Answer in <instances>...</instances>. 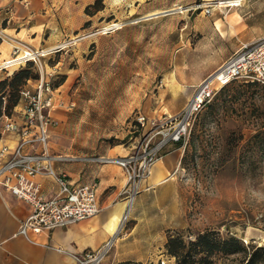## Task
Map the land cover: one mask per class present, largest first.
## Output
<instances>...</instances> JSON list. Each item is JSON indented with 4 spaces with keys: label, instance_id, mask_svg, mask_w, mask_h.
<instances>
[{
    "label": "rangeland",
    "instance_id": "374dc122",
    "mask_svg": "<svg viewBox=\"0 0 264 264\" xmlns=\"http://www.w3.org/2000/svg\"><path fill=\"white\" fill-rule=\"evenodd\" d=\"M15 1V23L26 43L20 53L28 48L38 56L8 77L28 68L34 72L32 84L42 77L49 81L56 103H73L56 104L53 112L59 118L54 155L91 159L111 147L137 148L145 139L153 145L164 139L147 138L152 125L145 128L136 118L159 120L182 110L151 112L159 108L155 96L170 69L178 30L200 12L184 9L207 0H41L37 5L11 0L6 11ZM177 7L158 19L160 11ZM171 151L178 152L174 170L161 183L143 182L137 217L130 219L131 200L120 230L141 222L150 225L144 235L161 231L165 261L156 264H177L167 250L170 237L189 246L212 231L219 239L236 236L246 245H264V83L236 79L220 88L186 138L169 140L157 163ZM242 260V254L215 253L197 264Z\"/></svg>",
    "mask_w": 264,
    "mask_h": 264
},
{
    "label": "crops",
    "instance_id": "0c3cea01",
    "mask_svg": "<svg viewBox=\"0 0 264 264\" xmlns=\"http://www.w3.org/2000/svg\"><path fill=\"white\" fill-rule=\"evenodd\" d=\"M8 1L11 0H0V82L8 77L7 70L1 64L12 57L15 47L26 46L24 34L15 23L17 14L13 5L17 2L12 3L9 11H6L4 6ZM39 3L41 0H28L29 5ZM168 11H163L168 14L160 11L158 19L167 18L170 14ZM3 18L7 19L5 26H2ZM262 38L264 0H246L226 16L218 10L212 14L203 11L192 13L178 30V42L170 69L164 72L155 96L156 107L159 108L151 112L161 116L164 112L173 113L182 109L193 95L195 86L226 62L243 43ZM20 116L17 106L13 117L19 121ZM0 122L4 125L5 119L0 118ZM56 135L52 128L49 137L52 154L57 149ZM18 140L19 136L15 133L4 129L0 132V147L4 144L13 147ZM132 148L133 145L122 148L115 146L100 155L125 156ZM177 153L171 151L161 162H156L144 183L165 181L175 168ZM86 157L89 156L66 157L56 160L53 166L57 173L68 175L74 184L96 182L99 212L51 231L32 233L29 239L18 232L22 220L31 211V205L0 184V264H77L75 257L78 254L99 248L113 236H116L114 246L102 264H156L164 256L165 248H160L165 245V236L161 231L144 235V228L150 225L141 222H133L125 231L120 230L121 216L130 204L127 196L122 194L127 184L126 170L116 163ZM36 180L41 183V191L46 198L57 194L59 187L51 175L40 174ZM141 196L138 194L134 197L135 204L129 210L132 209L129 215L133 221L138 214Z\"/></svg>",
    "mask_w": 264,
    "mask_h": 264
},
{
    "label": "built area",
    "instance_id": "2783aa9c",
    "mask_svg": "<svg viewBox=\"0 0 264 264\" xmlns=\"http://www.w3.org/2000/svg\"><path fill=\"white\" fill-rule=\"evenodd\" d=\"M246 0H207L198 1L184 10H200L212 14L218 10L224 16L231 10L241 7ZM182 8V7H180ZM170 12V11H168ZM2 34L0 30V35ZM38 52L32 49L23 50L15 47L12 57L5 60L1 67L11 75L15 69L29 61H36ZM264 83V38L243 43L230 58L202 83L194 88V93L177 114H164L162 118L137 116L136 120L143 127L149 128L152 139L155 135L164 136L157 144L148 139L142 141L125 156L94 157V161L111 162L126 170L127 184L122 191L129 201L141 191V185L150 175L152 166L159 160V153L169 140L179 142L191 132L197 115L211 103L220 88L233 80ZM54 88L48 80L31 83V80L20 90L18 105L20 120L13 115L3 114L4 130L19 136L13 147H0V184L18 198L31 205L28 216L22 220L19 234L30 238L32 233L51 231L58 227L92 217L99 212L96 182L74 184L65 173H57L54 162L66 157L54 155L49 149L50 130L58 125L54 111L59 105L69 108L73 103H56ZM1 117V118H2ZM147 136V135H146ZM40 174L51 175L59 190L52 198H46L41 191V183L36 180ZM129 186V188L127 187ZM126 213V214H125ZM123 224L127 218V210ZM116 236L111 237L96 249H87L78 254L77 264H102L114 246ZM114 264V263H111Z\"/></svg>",
    "mask_w": 264,
    "mask_h": 264
},
{
    "label": "trees",
    "instance_id": "16d2710c",
    "mask_svg": "<svg viewBox=\"0 0 264 264\" xmlns=\"http://www.w3.org/2000/svg\"><path fill=\"white\" fill-rule=\"evenodd\" d=\"M33 73V70L23 68L0 82V118L3 114H12L19 103L21 88L34 77ZM167 250L176 257L177 264H197L215 253L242 254L241 264H264V245H246L236 236L219 239L212 231L200 234L189 246L179 237H170ZM197 256L200 258L197 259Z\"/></svg>",
    "mask_w": 264,
    "mask_h": 264
},
{
    "label": "bare ground",
    "instance_id": "6f19581e",
    "mask_svg": "<svg viewBox=\"0 0 264 264\" xmlns=\"http://www.w3.org/2000/svg\"><path fill=\"white\" fill-rule=\"evenodd\" d=\"M179 7H177V8H171V9H169L170 11H172V12H174V11H177V10H179L178 9ZM168 11V10H167ZM163 12V11H162ZM163 13H167V12H163ZM168 14V13H167ZM59 47V46H58ZM26 49H28V48H26ZM26 49H24L25 51H26ZM44 52H42V54H43ZM38 54V53H37ZM126 214V213H125ZM124 214L121 216V220L124 218ZM121 220H120V222H121Z\"/></svg>",
    "mask_w": 264,
    "mask_h": 264
}]
</instances>
